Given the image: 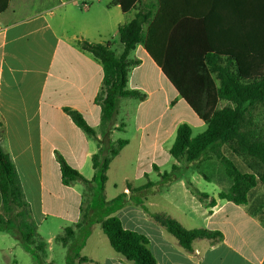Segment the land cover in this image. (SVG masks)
Returning <instances> with one entry per match:
<instances>
[{
  "label": "crops",
  "instance_id": "1",
  "mask_svg": "<svg viewBox=\"0 0 264 264\" xmlns=\"http://www.w3.org/2000/svg\"><path fill=\"white\" fill-rule=\"evenodd\" d=\"M204 1L162 0L171 6L167 19L174 13L173 6H186L185 14L180 17L184 25L180 26L179 35L173 33V36L180 39L181 47L192 44L188 39L196 33L208 36L217 48H234L237 45L234 28H228L225 33L212 24L208 27L209 33L198 28L210 16ZM160 3V0H139L136 8L124 12L119 0H0L1 141L16 166L38 232H42L40 235L47 242L45 263L56 264L55 243L59 242L66 250L65 264L69 249L88 258L86 262L76 260L74 264H135L107 246L109 240L100 222L115 216L125 229L147 237L148 247L158 264H264V185L252 191L251 196L257 193L256 197L250 196V202L245 205L218 198L220 192L230 189L233 180L216 159L203 161L199 168L212 185L211 191L200 190L194 176L187 181L180 177L175 181L171 177L163 178V164L169 162L181 167L183 163L173 160L170 148L179 125L187 122L180 114L167 116L169 105L172 103L182 112L192 113L194 123L201 128L206 124L180 96L143 44H138L131 53V58L135 54L141 63L130 70L128 89L138 90L146 97L142 101L120 99L112 133L100 145L109 147L119 139L128 141L112 159L104 185L107 202L118 196H123V201L101 213L90 207L91 231L85 234L75 230L76 238L67 246L57 240L67 227L74 228L81 219L85 189L81 182L71 186L62 184L58 156L91 180L95 175L92 157L99 149L97 139L77 127L64 108L81 113L95 129L97 138H102L101 108L95 98L102 87L103 66L81 48L80 42H110L120 55L123 45L119 41V28L133 20L139 10L150 8L156 13ZM221 18L230 19V16L215 15V19ZM192 22L201 23L192 26ZM244 33L247 38L262 37L263 30L248 26ZM244 46L252 47L250 42ZM147 63L156 69L157 87H147L143 71L139 72L137 82L132 81L134 73ZM151 170L169 179L165 193L163 186L136 190L152 182ZM178 184L182 190L179 196L167 200L163 194L174 191ZM110 186L114 188V195L108 196ZM98 188L99 183L92 185L93 190ZM195 190L209 197L200 199ZM212 198L216 203L210 206ZM1 206L0 193V209ZM98 206L105 208L110 204L100 200ZM157 213L171 216L186 229L195 228L190 226L195 224L197 228L220 231L222 237L196 239L189 251L156 222ZM0 264L37 263L18 239L0 231Z\"/></svg>",
  "mask_w": 264,
  "mask_h": 264
},
{
  "label": "trees",
  "instance_id": "2",
  "mask_svg": "<svg viewBox=\"0 0 264 264\" xmlns=\"http://www.w3.org/2000/svg\"><path fill=\"white\" fill-rule=\"evenodd\" d=\"M138 1L128 0V3H125L119 0L124 12L136 8ZM160 2L156 13L150 8L139 10L133 20L119 28V41L123 45L120 55L116 54L110 42L94 43L86 40L80 42L81 48L90 52L103 66L102 87L95 98V103L101 108L102 138H97L95 129L87 123L81 113L68 107L64 108L77 127L97 139L99 149L92 157L95 175L91 180H87L78 170L58 156L62 184L71 186L81 182L85 188L92 189L94 183H99L101 201L110 205L123 201V196H118L107 202L104 198V185L108 179L107 171L112 159L120 153L128 141L119 139L109 147L100 145L112 133L120 99L134 98L142 101L146 97L138 90L128 89L129 72L141 63L139 59L131 58V53L138 44H143L180 96L206 124V129L196 136L193 135V129L188 123L180 124L170 148L171 156L197 171L203 161L218 160L224 166L226 175L233 180L230 189L227 192H220L218 198L236 205L248 204L252 191L258 185H264V176L259 177V170L264 169V120L259 115L260 112H264V0L204 1L206 4L204 7H208L210 16H207L206 21L202 20V27L198 28L204 33H209L207 30L211 24L218 26L219 32L224 33L228 28H234L237 32L235 36L237 47L230 50L217 48L208 36L196 33L188 39L192 44L181 47L180 39L174 37L173 33L179 35L180 26L184 25L180 17L185 14L183 12L186 6H173L174 13L167 19L171 6L164 4L162 0ZM216 14L230 16V19L217 20ZM201 22H192L190 25L200 26L198 24ZM248 26L261 27L262 37L260 35L245 37L244 29ZM222 40L221 38L220 41ZM245 42H250L252 47H243ZM221 102H226L227 105L220 108ZM2 128L3 123L0 119L2 196L0 231L18 239L37 264H45L47 242L38 232L16 166L10 154L2 146ZM223 145H227L235 156L251 161L247 164L250 170L244 169L236 159L221 151L216 153V150ZM179 169V165H173L172 171L165 172L163 178L171 177L172 181H175L177 176L174 172ZM128 187L132 189L130 185ZM151 187L155 188V184L148 182L136 190ZM195 192L200 199L209 197L207 193L198 190ZM215 203V198H212L208 205L213 206ZM81 212V219L74 228L67 227L64 235L57 237L64 246L75 240L76 231H84L85 234L91 231L90 204L88 203L87 208L81 207ZM154 219L189 251H192L196 239L217 240L222 237L220 231L206 228L186 229L165 213L155 214ZM100 223L112 248L128 261L135 264H158L148 247L146 236L125 229L121 220L115 216L103 219ZM76 260L86 262L88 258L80 257L78 251L69 249L67 264H74Z\"/></svg>",
  "mask_w": 264,
  "mask_h": 264
},
{
  "label": "rangeland",
  "instance_id": "3",
  "mask_svg": "<svg viewBox=\"0 0 264 264\" xmlns=\"http://www.w3.org/2000/svg\"><path fill=\"white\" fill-rule=\"evenodd\" d=\"M145 28L147 29V26ZM137 54L140 55L139 53H137ZM132 56L135 58V54ZM154 70H155V73H154ZM140 71L144 72V75H145L144 77L146 78L144 80H145V84L147 85V87H149V88L157 87L156 85H158L159 83H158V81H156L157 80L156 69L154 67H150L148 65V63H147V65H144L143 68H141L138 72L134 73L135 75H134V79H132V81L137 82V80H139V76H140L139 72ZM226 105H227L226 102H221L220 108L224 107ZM162 109H163V106H162L161 110ZM166 114H167V116H170V115L179 116V114L182 115L186 119V121H187L186 123H188L192 127L194 136L203 132L206 129V126L201 128L200 126H198L197 124L194 123L193 119L195 117L193 116L192 113L182 112L178 107H176L172 103L169 105V108L166 111ZM259 115H260L261 119L264 120V112H260ZM62 126L65 127L66 125L62 124ZM218 151H221L223 154H225V155H227L233 159H236L239 162V164L242 165V167L244 169L248 168V170H250L249 167H247L248 166L247 164L251 163V161H247L246 159H244L242 157L235 156L234 154H232V151L230 150V148L227 145H223L221 148H218L216 150V153ZM173 160H175V159L173 158ZM180 165H181L180 169L177 172H174V174L177 177H180L181 179L187 181L188 179H191L194 176V183L200 190H202V191H211L212 190V185L209 184L207 182V180L202 176L203 174L200 173L201 171H195L194 169H192V167H190L186 163H181ZM172 166H173V164H171L169 162L166 164H163L162 165V173H164V172L170 173L172 171ZM259 172H260L259 177L264 176V169L259 170ZM150 175H151V181H152V183L155 184V186H157V187L163 186L162 189L167 187L166 183L169 179H167V178L163 179V178L159 177L157 175V172L154 170H151ZM260 185H263V184H260ZM61 188H65V187H61ZM110 188L111 189L110 190L108 189V192H107L108 196L114 195V188L112 186H110ZM175 188L176 189L174 191L167 193L166 195L163 194V196H167V200L174 199L175 196H179V193L182 191L180 184H178ZM165 192H166V190L164 189V193ZM70 194H72V193H70ZM256 194L257 193L252 194L251 197L255 198ZM70 196L72 199L73 195H70ZM100 200H101V192L99 191V189L92 190V189L86 187L84 189V194L82 196V208H87L88 203H89L90 207L96 208L95 209L96 213H98V212L101 213V212L107 211L108 209H110L113 206V204H112L109 207H105V208L100 207V206H98L100 203ZM161 201H162V199H160V202ZM118 203L119 202L117 201V203H115V204H118ZM71 204H72V200H71ZM161 204H167V203L162 202ZM190 226L195 227L193 229H198L195 224H190ZM40 234L43 235L42 232H40ZM107 244H108L107 245L108 248L111 249V245L109 244L108 241H107ZM54 255H55L54 259L56 260V264H65L64 259H65V255H66V250L63 249L62 245L59 242L55 243ZM26 256L29 260H31L30 255L26 254ZM45 264H50V263H45Z\"/></svg>",
  "mask_w": 264,
  "mask_h": 264
}]
</instances>
